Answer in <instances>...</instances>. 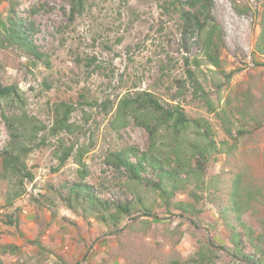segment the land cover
I'll return each instance as SVG.
<instances>
[{
	"label": "rangeland",
	"instance_id": "1",
	"mask_svg": "<svg viewBox=\"0 0 264 264\" xmlns=\"http://www.w3.org/2000/svg\"><path fill=\"white\" fill-rule=\"evenodd\" d=\"M164 1V10L161 5ZM171 0H89L85 12L71 21L70 8L61 0H27L19 15L37 29L34 42L43 52L34 59L15 47L0 48V85H18L24 93L25 109L43 127L38 147L27 164L35 175L27 193L6 208L7 184L0 182V246L15 245L17 254H2V264H161L172 251L177 229L185 231L175 250L184 257L197 248L195 228L185 219L170 214L155 192L145 190V199L155 202L152 215H135L122 224H133L116 234L94 217L76 214L53 191L83 181L104 197H124L128 178L123 168L108 163L109 154L122 147L136 153L147 151L148 133L131 123L116 132L111 127L120 100L127 94L147 91L169 101L178 82L187 79V69L195 70L214 106L221 109L229 101L239 105L251 89L264 99V58L257 46H264V0H214L212 15L225 33L222 66L208 65L202 58L197 34L184 31V22ZM9 0H0L4 16ZM31 9H35L34 14ZM202 61L196 68L195 60ZM187 60L189 62L187 63ZM65 102L75 107L72 132L54 134V106ZM193 118L208 120L217 142L230 141L217 116L209 111L201 95L187 92L178 100ZM254 119L237 117L233 133L238 146L232 160L253 178H264V100ZM9 111L12 108L9 107ZM239 131H245L239 134ZM60 139L73 148L61 164ZM10 140L0 115V149ZM89 175L82 179L84 170ZM230 164L226 155H213L206 177L219 174ZM1 169V158H0ZM49 198L53 199L50 202ZM179 199L192 201L188 194ZM150 204V203H149ZM19 215L18 227L2 222L3 215ZM259 229L251 212L244 216ZM199 237H213L228 245L215 207L204 200L203 224ZM39 240L48 249L32 242ZM220 264H242L224 256Z\"/></svg>",
	"mask_w": 264,
	"mask_h": 264
},
{
	"label": "trees",
	"instance_id": "2",
	"mask_svg": "<svg viewBox=\"0 0 264 264\" xmlns=\"http://www.w3.org/2000/svg\"><path fill=\"white\" fill-rule=\"evenodd\" d=\"M27 0H9L6 15L0 14V48L15 47L27 56L42 59L43 52L34 42L37 29L27 23L19 13V8ZM70 8V20L82 15L89 0H61ZM235 2L234 0H232ZM168 7L178 11L186 33L195 32L200 53L210 66H222V50L225 45L224 29L212 15L214 0H171ZM164 10V1L161 5ZM32 14L35 9L30 10ZM257 52L264 58V46L258 45ZM189 60H187V63ZM196 68L202 61L195 60ZM187 79L178 82V90L169 101L156 95L140 91L125 95L119 102L111 127L121 132L134 123L142 127L149 136L148 149L136 153L129 147H122L109 154L108 163L123 168L128 178L125 196L104 197L93 185L83 181L55 189L53 194L76 214L84 218L94 217L119 234L133 229V224H122L126 219L135 220V215L151 216L156 201L145 199V190L155 192L160 206L167 212L185 219L195 230L197 248L184 257L175 250L185 231L177 229L172 251L161 260V264H220L224 256L242 264H264V178H253L231 159L238 146V138L233 133V120L254 119L261 101L249 89L239 105L232 106L228 101L221 109L214 106L195 70L188 68ZM187 80L195 95H201L209 111L222 121L226 135L233 140L217 142L211 123L205 118H193L178 100L185 97ZM24 93L18 85H0V115L10 135L8 143L0 149V182L7 184L6 208L14 207L15 202L27 193V184L35 179L27 164L28 156L39 146L38 140L43 130L35 117L25 109ZM12 108V110H8ZM75 107L65 102L54 106V134L72 132L71 117ZM264 117V112L262 115ZM257 117V116H256ZM264 125V121H263ZM245 131H239L243 134ZM58 158L64 164L73 154L60 139ZM226 155L230 164L219 174L206 177L207 166L213 155ZM84 152L80 151L82 179L89 175L81 162ZM188 194L192 201L179 199ZM50 202L53 199L49 198ZM204 200L212 204L218 214L221 226L227 232L228 245L219 244L213 237H199L198 229L203 224ZM150 203V204H149ZM16 208L13 214L3 215L2 222L18 227L19 215ZM251 212L259 229L251 227L244 216ZM42 249L48 248L39 240L32 242ZM2 254H17L15 245L0 246ZM0 264L2 262L0 261ZM67 264V263H64Z\"/></svg>",
	"mask_w": 264,
	"mask_h": 264
}]
</instances>
